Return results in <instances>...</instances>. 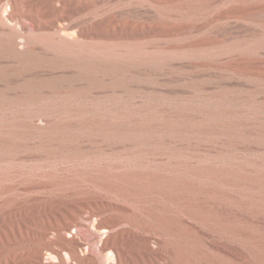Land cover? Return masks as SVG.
Returning a JSON list of instances; mask_svg holds the SVG:
<instances>
[{
	"label": "rangeland",
	"instance_id": "1",
	"mask_svg": "<svg viewBox=\"0 0 264 264\" xmlns=\"http://www.w3.org/2000/svg\"><path fill=\"white\" fill-rule=\"evenodd\" d=\"M233 59L264 62V0H0V264H264V74Z\"/></svg>",
	"mask_w": 264,
	"mask_h": 264
},
{
	"label": "bare ground",
	"instance_id": "2",
	"mask_svg": "<svg viewBox=\"0 0 264 264\" xmlns=\"http://www.w3.org/2000/svg\"><path fill=\"white\" fill-rule=\"evenodd\" d=\"M85 5V4H84ZM246 7V6H245ZM236 10L235 11H242V10H244V8L242 7V5L241 6H238V7H236L235 8ZM238 11V12H239ZM193 43H195V44H197V45H199V44H210V43H213L212 42V40L210 39V38H202V39H198V40H195ZM212 45V44H211ZM225 64V66H230V65H232V66H234V67H236V66H240L241 64H245V65H247V66H255V67H258L259 68V70H253V71H257V72H260V73H262V74H264V62H260V61H247V62H240L239 61V59H233V60H231V61H228V62H225L224 63ZM211 167V166H210ZM222 167H224V166H222ZM203 170H206V171H208V172H211V173H213V174H215V175H218L219 177H221V178H224V176H225V174L228 172V169H225V168H216V169H214V170H211V171H209L208 169H206L205 167H204V169ZM229 173V172H228ZM229 175H230V173H229ZM53 201H55V200H53ZM93 202H96V201H94V199H86V200H84V201H80V205H82V206H85V205H87V204H92ZM49 205V204H48ZM42 206H43V204H42ZM60 206V205H59ZM76 211V212H75ZM75 211L73 212V214H74V216H77V214L79 213V212H81V207H77L76 209H75ZM72 219L73 220H75V218L74 217H72ZM115 219H117V218H115ZM114 219H113V217H107V218H105V219H103V220H99V221H97L96 222V226L98 227V229L99 230H101V231H108L109 230V226H111V225H108V223L111 221H113ZM72 223V221H70V222H68V224H71ZM123 231H121V232H119V233H116V234H112V235H108L107 237H105V239L104 240H102V242H101V246H104V247H108V246H110V245H112L113 243H115V239L120 235V236H122L123 235ZM68 234H70V232H68ZM59 239H61V236H59ZM63 243H64V245H65V247H66V249L68 250V257L69 258H74V259H77V260H79V261H81V262H83L84 260L77 254V252H76V245H78L79 244V242L75 239V240H72V241H67V240H63ZM253 250V249H252ZM32 253H33V255H36V254H39V250L38 249H34V250H32ZM256 254V258H257V261H258V264H260L261 262H262V259H261V256H260V252H258V253H255ZM16 254H14V258H16L17 256H15ZM176 259L179 261V262H181V263H186V262H188V259H187V257H185L184 255H180V254H177L176 256ZM4 258H7V256H5ZM92 263H94V260L93 259H89ZM255 264V263H254Z\"/></svg>",
	"mask_w": 264,
	"mask_h": 264
}]
</instances>
